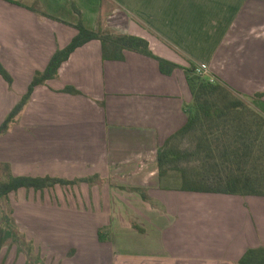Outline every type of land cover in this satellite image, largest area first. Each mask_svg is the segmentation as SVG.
Listing matches in <instances>:
<instances>
[{
	"label": "crops",
	"instance_id": "crops-1",
	"mask_svg": "<svg viewBox=\"0 0 264 264\" xmlns=\"http://www.w3.org/2000/svg\"><path fill=\"white\" fill-rule=\"evenodd\" d=\"M81 21L90 30L143 37L182 68L164 74L156 59L129 50L123 60L104 59L100 40L77 48L0 135V172L97 177L104 188L82 183L79 191L85 198L91 190L102 207L109 179L120 188H147L165 210L132 192L137 224L148 231L185 223L192 240L218 254L213 264H240L249 248L264 247V196L160 189L157 163L158 148L188 121L193 96L183 67H204L249 97L264 91V0H0V62L12 77L9 83L0 74V126ZM67 86L81 93L65 92ZM256 102L264 113V98ZM58 186L13 192L17 223H54L39 210L62 202Z\"/></svg>",
	"mask_w": 264,
	"mask_h": 264
},
{
	"label": "trees",
	"instance_id": "trees-1",
	"mask_svg": "<svg viewBox=\"0 0 264 264\" xmlns=\"http://www.w3.org/2000/svg\"><path fill=\"white\" fill-rule=\"evenodd\" d=\"M35 11L51 17L46 12L32 7ZM78 34L71 43L58 49L44 71H38L28 92L14 107L0 127V133L7 131L10 124L22 112L29 102L34 89L49 79L56 78L61 65L79 47L92 40H100L104 59H124V51H135L152 57L159 62L162 73L170 75L181 65L156 55L150 43L143 37L131 34H113L102 29L90 30L83 22L76 25ZM193 96V103L187 107L188 121L176 133L158 148L157 163L159 169V188L202 193H219L242 196H264V113L249 104L245 95L226 83L210 81L196 73V68L183 67ZM0 74L9 82L12 77L0 62ZM65 92L80 94L74 86H67ZM263 99L264 91L253 96ZM187 137H192V148H183ZM191 157H204L201 172H190L180 162ZM9 170V167H7ZM179 171L181 183L172 186L167 183L170 170ZM97 177L66 179L61 177L14 176L10 173L0 180V199H9L12 192L20 189L43 191L56 185L70 186L78 182L93 184ZM141 195L143 200L151 202L148 189L142 187H121ZM0 224V251L10 240L19 244V237L11 222L13 210L4 216ZM6 224V225H5ZM141 231L143 229L137 226ZM99 239L104 241L102 230ZM21 252V246L18 247ZM30 251H28V256ZM28 263V261H27ZM240 264H264V247L249 248L240 258Z\"/></svg>",
	"mask_w": 264,
	"mask_h": 264
},
{
	"label": "rangeland",
	"instance_id": "rangeland-1",
	"mask_svg": "<svg viewBox=\"0 0 264 264\" xmlns=\"http://www.w3.org/2000/svg\"><path fill=\"white\" fill-rule=\"evenodd\" d=\"M106 32L114 33L113 31ZM202 77L207 80H218L210 76L207 69ZM243 98L260 110L257 102L256 105L252 104L256 99L247 95ZM6 133L8 131L0 135L3 136ZM195 140L187 137L182 147L192 148ZM205 160L204 157H191L182 160L180 165L190 172H201ZM3 170L5 168H2L0 172V180L6 176ZM97 179L95 178L94 183L102 188L105 181L100 179L96 181ZM166 180L169 185L179 186L181 175L179 171L171 169ZM82 183L87 182L61 186L64 194V197L60 196L62 202L60 201L54 209L51 207L47 210V206L43 209L44 211L39 210L40 217L48 220L54 218V223H43L45 228H37L35 223H17L16 207L11 203L18 196L17 194L12 192L11 199H0V224L5 219L4 216L10 215L13 210L14 221L11 223L20 241L19 244H13L10 236V240L0 251V264H213L211 259L218 256L208 251L210 246L207 242L192 240L190 232L193 229L185 223H168L167 227L151 230L148 228V231H146L147 228L143 229L137 224L139 218L138 212H135L133 208L136 205L133 191L120 188L119 184L113 183L111 179L107 182L110 185L107 190L108 195H102L105 203L108 202L107 199L109 203L108 205L103 203V207L96 195V202L93 200L91 190L90 196L84 198L80 195L79 189ZM88 184L91 187V184ZM95 193L100 195L99 191ZM82 200L83 202L86 200L85 206H82ZM74 203L80 205L74 206ZM147 203L153 204L160 210H165L164 205L155 200ZM112 223H115L116 228L112 226ZM97 225L101 227L96 229ZM99 230H102L104 241L99 239ZM197 237L200 235L198 234ZM20 246L21 252L18 249ZM168 247L170 248L168 252L173 253L172 260L166 259L168 254L165 248ZM65 249L68 250L65 251ZM28 251H30V257Z\"/></svg>",
	"mask_w": 264,
	"mask_h": 264
},
{
	"label": "built area",
	"instance_id": "built-area-1",
	"mask_svg": "<svg viewBox=\"0 0 264 264\" xmlns=\"http://www.w3.org/2000/svg\"><path fill=\"white\" fill-rule=\"evenodd\" d=\"M196 70H197V73L200 75H203L204 73H206V68H204V67H199ZM209 80L214 81V79H209Z\"/></svg>",
	"mask_w": 264,
	"mask_h": 264
}]
</instances>
